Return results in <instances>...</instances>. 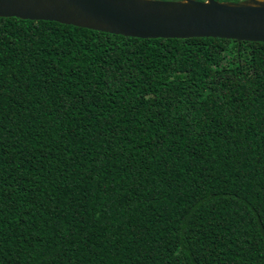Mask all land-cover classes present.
Returning <instances> with one entry per match:
<instances>
[{
    "label": "trees",
    "instance_id": "16d2710c",
    "mask_svg": "<svg viewBox=\"0 0 264 264\" xmlns=\"http://www.w3.org/2000/svg\"><path fill=\"white\" fill-rule=\"evenodd\" d=\"M0 264H264V42L0 17Z\"/></svg>",
    "mask_w": 264,
    "mask_h": 264
},
{
    "label": "water",
    "instance_id": "95a60500",
    "mask_svg": "<svg viewBox=\"0 0 264 264\" xmlns=\"http://www.w3.org/2000/svg\"><path fill=\"white\" fill-rule=\"evenodd\" d=\"M0 17L55 21L137 38L264 42V0H0Z\"/></svg>",
    "mask_w": 264,
    "mask_h": 264
},
{
    "label": "rangeland",
    "instance_id": "374dc122",
    "mask_svg": "<svg viewBox=\"0 0 264 264\" xmlns=\"http://www.w3.org/2000/svg\"><path fill=\"white\" fill-rule=\"evenodd\" d=\"M224 1H234V0H224ZM237 1H239V0H237Z\"/></svg>",
    "mask_w": 264,
    "mask_h": 264
}]
</instances>
